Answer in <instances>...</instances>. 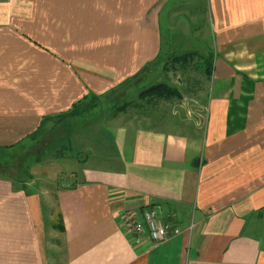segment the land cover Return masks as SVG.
<instances>
[{"label":"crops","instance_id":"0c3cea01","mask_svg":"<svg viewBox=\"0 0 264 264\" xmlns=\"http://www.w3.org/2000/svg\"><path fill=\"white\" fill-rule=\"evenodd\" d=\"M167 1L0 0V146L154 59ZM207 2L217 53L195 129L104 116L82 180L58 192L65 232L37 187L0 177V264H50L56 235L65 264H264V0ZM149 204L171 221L169 237L138 244L120 210Z\"/></svg>","mask_w":264,"mask_h":264},{"label":"trees","instance_id":"16d2710c","mask_svg":"<svg viewBox=\"0 0 264 264\" xmlns=\"http://www.w3.org/2000/svg\"><path fill=\"white\" fill-rule=\"evenodd\" d=\"M165 55L161 51L154 59L147 62V65L140 72L101 94L94 91L88 92L82 99L73 104L69 111L45 116L37 129L21 142L9 146H0V177L10 179L17 187L29 189V183L33 181L34 176L30 172L31 165L24 163L28 156L32 154L33 162L38 163L46 157L65 158L66 153L71 155L74 152L76 148L75 138L78 134L100 138L103 133H107V129L102 126L103 123H96V115L99 117H116L123 113L124 115L136 114L138 120L156 117L161 109H167L175 102L183 101L186 95L196 91L188 84H184L182 87L171 85L169 82L170 72L187 76L189 71L194 69L195 72L202 73L206 81L211 80L215 62L212 56V59H208L210 57L207 58L205 54L199 51H189L181 55ZM161 67L162 76L159 73ZM198 82L202 87L201 81ZM200 86L198 88H201ZM108 94L113 98L108 97L107 100L113 105H100L96 109L88 105L87 100H98ZM163 116L165 118V115ZM98 124L102 127L98 128ZM25 142L30 143L31 146L16 156L15 145ZM59 145L61 146L60 149L58 148ZM75 152L79 153V151ZM63 185V189L75 188L77 182L70 183L68 179H65ZM52 225L59 232L66 231L64 216L60 210L56 213Z\"/></svg>","mask_w":264,"mask_h":264},{"label":"rangeland","instance_id":"374dc122","mask_svg":"<svg viewBox=\"0 0 264 264\" xmlns=\"http://www.w3.org/2000/svg\"><path fill=\"white\" fill-rule=\"evenodd\" d=\"M207 1L208 0L167 1L165 8L161 10L160 13V36L162 37L161 51L166 54L165 56L181 55L189 51H199L205 54L207 58L210 57L208 59H212L211 56L213 57V60L215 59L217 49L213 46V25L210 11L207 9ZM146 65L147 63L142 65L135 73L140 72V70ZM73 66L75 67L76 63H74ZM84 66L86 71L89 70V67H86V64H82V67ZM159 71V73L162 72V67ZM135 73L130 76H134ZM170 73L169 82L171 85L182 87L184 84H188L196 91L186 95L183 101H177L171 105V107L161 109L156 117L138 120L136 114L124 115L123 113L118 115L117 122L119 124L128 123L133 125L134 128L160 130L173 132V134L191 133L195 129V119L202 118L204 114V106L207 104L210 83L206 81L205 76L202 73L198 71L195 72L194 69L189 71L187 76H183L181 73ZM160 76H162V73ZM198 81H201L200 84H202V87L198 84ZM115 86L110 87V89ZM199 86L201 88H198ZM108 97L112 96L108 94L107 96L100 97L98 100H87L88 105L93 109L98 108L100 105H113L112 102L107 100ZM117 102L119 103V100H117ZM200 110L203 111L199 112ZM198 113H200V115L196 117L195 115ZM163 115H165V118ZM95 119L96 123H100L103 116L99 117V115H96ZM75 139L77 143L74 152L80 151L79 156L74 152H72L71 155L66 153L67 156L65 159L46 157L38 163L33 162V155L30 154L24 161L25 165H31L30 172L34 176L33 181H31L29 185L30 187L32 185L34 189L37 187V189L42 192L43 202L46 208V217L48 221L53 223L56 218V213L59 211L57 195L64 187L63 180L68 179L70 183L81 181L82 177L80 175L82 173L84 160H87L91 157L90 155L100 149V146L97 143H94L88 135H85L84 137L77 136ZM107 145V143H101L102 148H105V146L107 147ZM15 146L17 151L16 156H18L20 152L24 150L26 151L27 147L31 146V144L25 142ZM58 148L60 149L61 146L59 145ZM109 153L113 154L110 150ZM73 172L77 173V178L73 176ZM59 236L60 235H56V237H53L54 240H52V258L50 264H65L63 251L64 241L61 240ZM58 238L61 241L60 243L58 242Z\"/></svg>","mask_w":264,"mask_h":264},{"label":"built area","instance_id":"2783aa9c","mask_svg":"<svg viewBox=\"0 0 264 264\" xmlns=\"http://www.w3.org/2000/svg\"><path fill=\"white\" fill-rule=\"evenodd\" d=\"M119 222L127 236H130L138 244H142L145 240H149L153 244L168 240L170 233L168 223L171 221L160 215L152 204L143 207L123 208L120 210ZM173 231L178 234L181 229L176 226Z\"/></svg>","mask_w":264,"mask_h":264}]
</instances>
